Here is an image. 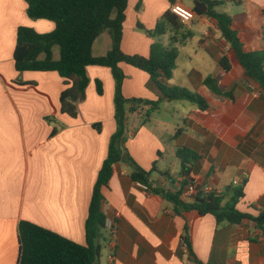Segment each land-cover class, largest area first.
Returning a JSON list of instances; mask_svg holds the SVG:
<instances>
[{"label": "crops", "instance_id": "0c3cea01", "mask_svg": "<svg viewBox=\"0 0 264 264\" xmlns=\"http://www.w3.org/2000/svg\"><path fill=\"white\" fill-rule=\"evenodd\" d=\"M218 1L222 2L218 11L232 17V29L244 50L264 51V0ZM177 3L184 5V0ZM26 8L25 0H0V264H18L21 221L86 245L93 189L116 130L110 68H87L90 83L75 118L60 111L65 85L57 72L16 70L18 28L41 33L55 28L52 21L30 19ZM170 8L169 0H128L122 50L148 57L155 41L177 48L169 83L199 93L207 107L163 100L142 123L139 117L149 107L138 106L128 116L127 150L141 167L152 171L153 187L180 192L188 204L197 195L187 193L193 183L211 185L226 199L232 186H243L237 208L257 217L264 212V89L245 75L241 65L234 64L229 72L221 67L230 45L212 18L195 16L180 28L168 26L156 38L138 29L139 23L155 29ZM111 48L112 37L105 32L95 41L93 54L103 56ZM122 67L126 98L159 99L158 91L149 88L146 72L124 63ZM209 77L218 79L219 87L230 94L213 92L205 84ZM97 80L103 83L102 95ZM134 116L139 117L131 126ZM97 123L101 131L94 128ZM179 147L202 156L191 164L190 177L181 173ZM131 172L127 163H117L103 188L104 212L117 231L102 232L97 264H264V232L255 221L217 225L212 214L177 213L163 195L133 181Z\"/></svg>", "mask_w": 264, "mask_h": 264}, {"label": "trees", "instance_id": "16d2710c", "mask_svg": "<svg viewBox=\"0 0 264 264\" xmlns=\"http://www.w3.org/2000/svg\"><path fill=\"white\" fill-rule=\"evenodd\" d=\"M169 1L171 6L177 4V0ZM25 2L30 19L52 21L55 23V28L46 33L27 26L18 28L14 49L16 70L57 72L64 79L65 85L60 95V111L75 118L78 115V104L86 99V90L90 83L87 68L89 66L110 68L115 80L116 130L111 136L107 158L93 189L85 224L86 245L64 238L32 222L21 221L18 264H97L101 251L98 241L106 229L107 219L104 212L106 199L103 188L109 185L115 165L119 162H125L131 167L133 181L147 186L153 193L163 195L174 204L177 213L182 210H196L201 215L212 214L216 218L217 225L241 224L245 220H251L255 221L264 232V212L254 217L237 208L239 200L244 196L243 186H232L229 189L228 199L225 196L207 194L199 190L195 201L188 204L183 202L180 192L172 194L165 189L153 187L152 171L141 167L127 150L128 116L129 113L135 112L138 106L149 107L144 123L147 122L150 114L159 108L163 100H183L197 104L202 109L207 107V102L199 93L169 83L176 68L177 48H167L159 41H155L148 57L128 55L123 52L121 43L128 0H25ZM221 5L222 2L218 0H193L192 10L196 16L216 20L223 38L229 43L228 53L220 60L224 71L229 72L234 64H239L245 70V75L264 89V51L244 50L238 34L232 29V17L218 11ZM168 26L175 28L182 26L171 10L166 11L159 19L155 29H147L141 23L138 24V29L156 38L165 34ZM105 32L112 37V48L103 56H95L94 43ZM56 47L59 49L58 58L55 56ZM123 63L139 68L149 75V88L158 91V100L129 99L124 96L123 83L126 74L122 67ZM19 83L29 84L22 81ZM205 84L217 94H230L219 87L218 79L209 77L205 80ZM96 86L98 94L102 95L103 83L97 80ZM46 119L49 122L54 121L53 117ZM93 126L101 131V124L97 123ZM177 156L181 160V173L186 177H190L193 172L191 164L202 158L187 147H179ZM155 169L156 164L153 167V170ZM185 241L187 242V238Z\"/></svg>", "mask_w": 264, "mask_h": 264}, {"label": "built area", "instance_id": "2783aa9c", "mask_svg": "<svg viewBox=\"0 0 264 264\" xmlns=\"http://www.w3.org/2000/svg\"><path fill=\"white\" fill-rule=\"evenodd\" d=\"M170 10L174 15L178 17V19L180 20L182 24H190L195 19V16H196L192 9H189L185 7L184 5L178 4V3L175 5H172ZM235 184H237V181L235 182ZM139 185L143 187L145 190L148 189L147 186L141 183H139ZM199 190L207 194L214 193L215 195H218V196L221 195V193L219 191L214 190V188L211 185L199 186L194 183L188 187L187 193L189 195H194V194H197ZM106 229H109L112 232V234L115 235L117 231V225L113 221L106 219ZM185 247L187 249L186 244H185ZM190 264H193V263H190Z\"/></svg>", "mask_w": 264, "mask_h": 264}, {"label": "rangeland", "instance_id": "374dc122", "mask_svg": "<svg viewBox=\"0 0 264 264\" xmlns=\"http://www.w3.org/2000/svg\"><path fill=\"white\" fill-rule=\"evenodd\" d=\"M184 6L190 9L191 6H192V3L190 2V0H184ZM58 51H59V49H58V47H56L55 52L57 53ZM161 104H162V103H160L159 106H162ZM147 109H149V108H147ZM147 109H146V111H145L144 113L141 114L140 117H139V116H134V117L132 118L131 126H132V123L135 122L134 120H136L137 117H139V119L141 118L142 123H144V120L147 119V113H148V112H147ZM129 115H130V113H129ZM155 115H158V114L155 113ZM99 124H100V123H99ZM101 128H102V125H101ZM126 135H127L128 139H130L129 134H128V125H127V134H126Z\"/></svg>", "mask_w": 264, "mask_h": 264}]
</instances>
